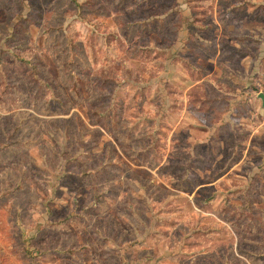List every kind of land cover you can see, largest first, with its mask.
<instances>
[{"label":"rangeland","instance_id":"374dc122","mask_svg":"<svg viewBox=\"0 0 264 264\" xmlns=\"http://www.w3.org/2000/svg\"><path fill=\"white\" fill-rule=\"evenodd\" d=\"M263 46L264 0H0V264H264Z\"/></svg>","mask_w":264,"mask_h":264},{"label":"crops","instance_id":"0c3cea01","mask_svg":"<svg viewBox=\"0 0 264 264\" xmlns=\"http://www.w3.org/2000/svg\"><path fill=\"white\" fill-rule=\"evenodd\" d=\"M264 47V46H263ZM264 48H261V50H263ZM260 50V49H259ZM261 56V57H260ZM259 56V59H263L264 58V53L263 54H261ZM252 57H254V56H252ZM252 61H253V59H252ZM252 61L250 62V63H252ZM258 60H256V61H254L253 62V64H254V66H252V65H250L249 64V66H248V72L250 73L249 74V76L251 75V77L252 76H255V78L256 79H254V80H252V83L251 84H253V83H255V84H257L260 80H263L262 78H260L259 79V77L260 76H263L264 75V73H263V75H262V72L259 70V67H258ZM259 63H261L262 65L260 66V68L262 67L263 68V65H264V62H259ZM201 67H200V69H201V71H202V74L203 75H205V73H203V66L202 65H200ZM208 73H209V71H208ZM258 73V74H257ZM202 75V76H203ZM258 75V76H257ZM251 84H249V85H251ZM189 87H193V85L191 84ZM259 95H260V92H258V95H257V97L259 98ZM260 99V98H259ZM260 101H261V99H260ZM262 102V101H261ZM197 110H200V107H198L197 108ZM197 110H195L196 112H199V111H197ZM201 112V111H200Z\"/></svg>","mask_w":264,"mask_h":264},{"label":"water","instance_id":"95a60500","mask_svg":"<svg viewBox=\"0 0 264 264\" xmlns=\"http://www.w3.org/2000/svg\"><path fill=\"white\" fill-rule=\"evenodd\" d=\"M259 98L261 99L262 104H263V106H264V96H263V94H260V95H259Z\"/></svg>","mask_w":264,"mask_h":264},{"label":"built area","instance_id":"2783aa9c","mask_svg":"<svg viewBox=\"0 0 264 264\" xmlns=\"http://www.w3.org/2000/svg\"><path fill=\"white\" fill-rule=\"evenodd\" d=\"M260 94H263V96H264V86L262 87Z\"/></svg>","mask_w":264,"mask_h":264}]
</instances>
